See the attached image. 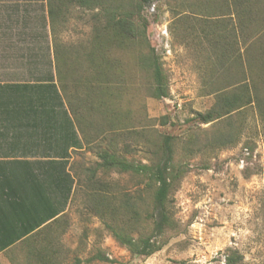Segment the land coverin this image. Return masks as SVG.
<instances>
[{
	"label": "rangeland",
	"instance_id": "1",
	"mask_svg": "<svg viewBox=\"0 0 264 264\" xmlns=\"http://www.w3.org/2000/svg\"><path fill=\"white\" fill-rule=\"evenodd\" d=\"M92 1L90 7L80 0L0 6V126L11 125V132L18 121L14 136L20 139L11 149L16 160H0V262L227 264L237 252L242 264H264V66L255 62L250 69L246 56L260 55L264 31L251 27L243 41L224 0ZM128 14L147 26L146 34L129 47L106 45L108 81L100 83L90 62L98 30L111 15ZM216 21L229 26L214 38L208 25ZM244 51L246 82L255 94L254 82L263 102L253 100L210 123L195 120L218 107L222 92H239ZM57 53L67 58L65 91ZM152 54L168 84L166 99L152 97V74L143 69ZM71 105L79 113H71ZM28 122L35 133L19 130ZM166 136L173 137L174 163L182 171L169 195L174 227L161 251L139 257L96 213L95 182L111 185L116 197L141 199L143 219L152 211L154 189L132 173L93 176L91 170L105 150L135 164L157 162ZM60 216V225L31 244V250L44 245V252L29 258V246L18 242ZM153 228V219L143 221L131 235L146 237Z\"/></svg>",
	"mask_w": 264,
	"mask_h": 264
},
{
	"label": "trees",
	"instance_id": "2",
	"mask_svg": "<svg viewBox=\"0 0 264 264\" xmlns=\"http://www.w3.org/2000/svg\"><path fill=\"white\" fill-rule=\"evenodd\" d=\"M224 3V10L233 9L236 14L243 41V36L247 34V31L252 30L250 29L251 27L257 32L264 31V0H224ZM92 4H94L92 0H80V5L83 7H90ZM55 13L56 12L53 8L49 10L51 17H53L52 15H55ZM228 26L229 25L226 22L216 21L214 24L208 25V28L211 30V33L209 34L214 38L222 37L221 31L223 28L227 29ZM103 31L105 32L102 33ZM140 31H143V34H141ZM146 31L147 26L145 24L142 25V27H140V25L138 26L132 20L131 14L120 18L111 15L107 20L106 26L98 30V35L96 36L94 44L95 51L90 54V62L96 66L100 83L102 82L105 84L108 81L107 64L109 62H107L108 54L106 45L111 44L114 47L121 48L129 47L136 43V40H138L141 35L145 36ZM245 53L246 52L244 51L239 54L238 58L239 67L241 68L240 73L242 74L239 92H222L218 97V107L213 108L206 113L197 114L195 120H198L200 123H210L251 104L253 100L258 102V104L263 102L262 99L259 98V88L254 82L252 83V87L254 88L253 91L255 94H252L251 87L246 82V73L243 66ZM259 54L260 55L254 60L253 57H249V54L247 55L246 53L250 69H253L252 67L255 62L264 66V49L260 50ZM95 56L97 58L99 56L98 60L94 59ZM66 60L67 58L64 54L62 56H59L58 53L56 54L58 82L61 84L64 91L67 87V84L65 83V80L67 79V71L63 69V64H65ZM142 61L143 69L152 74V97L158 100L168 98L169 88L159 59L155 54H152L147 57L146 60ZM59 62H62V66ZM230 69L231 66L228 67V70ZM70 109L71 113H79V110L75 109L74 105H71ZM164 124L166 123L164 122ZM156 155L157 158H159L157 162L151 164H135L120 157L115 151L105 150L99 153V157L102 161L97 165V168H95L94 171L91 170L93 176H95L96 172L99 170H102L103 172L117 170L121 173H132L141 178L146 189H154L152 211H146L145 218L143 219L141 215L142 212L140 211L141 205L139 204L141 199L135 200L134 198L129 197V195H124L121 198L116 197L115 194L111 192L113 190L111 185L101 181L95 182L97 189L95 190L96 193L93 197L96 213L105 221L106 227L112 232L116 240L123 246H126L133 255L139 257H149L156 252L161 251L168 242V239L166 238L167 232L174 227L172 217L168 212V202L173 184L175 180L180 177L182 171L178 169L174 163L173 137H164ZM93 179L94 178L91 176L90 181ZM63 216L55 218L42 228L36 230L18 242L21 245L29 246V258L37 255L41 256L42 252H44V245H41L39 247L40 249L31 250V244L35 242L37 238L44 235L46 231H50L54 227L60 225L64 218ZM125 218L126 220H124ZM152 219L154 220V228L149 236H141L140 238L135 239L131 235L135 225ZM13 246H11V248H13ZM98 259L109 261V259L104 256H98ZM42 261H44V255L41 257V262ZM242 261L243 257L237 252H233L227 258V264H242ZM0 264L2 263L0 262Z\"/></svg>",
	"mask_w": 264,
	"mask_h": 264
},
{
	"label": "crops",
	"instance_id": "3",
	"mask_svg": "<svg viewBox=\"0 0 264 264\" xmlns=\"http://www.w3.org/2000/svg\"><path fill=\"white\" fill-rule=\"evenodd\" d=\"M44 3V0H0V6L2 7H21V6H35V5H41ZM6 15H8V13H4ZM13 123V131L11 130V132H8V130L6 129V127L10 128L11 125H6L5 124L3 126H0V136L1 134H3V137H0V150L1 149H7L9 151V153H6L5 155L0 154V160L4 159V160H8L10 162H13L16 160L17 157H14V155L11 152V149L13 148V146H16L15 144H19V137L18 136H14L15 132H17L18 130V121H13L11 122ZM30 126V127H29ZM34 122H28V124L26 126H22V128H19V130L21 131L25 128L29 129V132H33L35 133L36 128L34 127ZM20 127V126H19ZM32 130V131H31ZM5 131L7 133H5ZM28 131V130H26ZM32 133V134H33ZM5 134V136H4ZM28 159V158H26ZM20 160V159H19ZM10 166L12 164H9Z\"/></svg>",
	"mask_w": 264,
	"mask_h": 264
}]
</instances>
